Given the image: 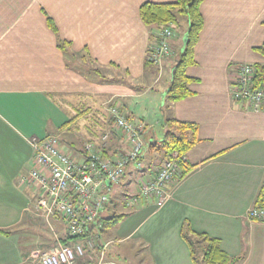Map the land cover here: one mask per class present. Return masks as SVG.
<instances>
[{"label":"crops","instance_id":"1","mask_svg":"<svg viewBox=\"0 0 264 264\" xmlns=\"http://www.w3.org/2000/svg\"><path fill=\"white\" fill-rule=\"evenodd\" d=\"M144 2L176 0H0V264H32L38 249L51 250L68 238L60 218L46 222L39 216L37 193L21 182L31 168L29 140L56 136L67 150H74L73 143L80 150L86 141L97 142L109 128L108 116L100 122L92 111L105 110L104 103L112 98L143 124L147 168L128 169L130 229L106 239L101 232L97 247L102 246L106 259L99 263L192 264L184 235L195 240L196 234H205L229 257H241L236 264H264V223L246 218L264 185V106L255 110L232 101L228 93L238 66L264 64L256 51L264 42V0L202 1L195 65L186 69L192 95L171 104L164 98L188 22L172 28L171 55L150 64L146 54L158 30L141 21ZM58 39L94 69L84 68L83 61L72 64L58 48ZM99 69L115 73L118 80L107 83ZM150 91L161 98L158 124L168 118L192 124L198 139L183 155L186 171L172 183L171 198L162 207L145 201L129 204L141 174L164 161L158 151L148 149L161 140L163 124L158 138L149 111L137 114L131 107ZM83 119L93 120L98 136L87 125L82 129L98 138H70ZM109 143L106 152L113 155L123 140ZM120 245L125 248L114 249Z\"/></svg>","mask_w":264,"mask_h":264},{"label":"built area","instance_id":"2","mask_svg":"<svg viewBox=\"0 0 264 264\" xmlns=\"http://www.w3.org/2000/svg\"><path fill=\"white\" fill-rule=\"evenodd\" d=\"M171 27L157 33L156 40L146 54V62L158 65L171 55ZM232 101H243L255 110L264 106V87L254 84V68L249 64L238 66L229 84ZM103 107L109 128L97 142L86 141L83 153L61 147L56 136L31 138L30 170L21 176V182L37 193L38 214L46 222L60 218L70 244H59L49 251H37L32 264H76L88 258V249H98L103 227L102 220L110 203L109 192L119 185L128 169L146 170V146L142 139L144 126L128 114L113 98ZM121 137L123 145L113 155H105L109 141ZM183 157L164 160L142 173L137 184L138 194L129 204L154 202L162 207L171 198V185L182 176ZM248 221L264 223V207H251L246 212Z\"/></svg>","mask_w":264,"mask_h":264},{"label":"trees","instance_id":"3","mask_svg":"<svg viewBox=\"0 0 264 264\" xmlns=\"http://www.w3.org/2000/svg\"><path fill=\"white\" fill-rule=\"evenodd\" d=\"M203 0H176L174 3L156 4L144 2L139 7V16L141 21L149 28L161 31L165 27H179L178 16H183L188 21V30L186 33V42L182 52L179 54L173 68L172 79L165 94V102L168 104L180 101L190 95L189 83L191 79L186 76V69L195 65L194 46L198 41L199 33L203 26L202 16L200 14V4ZM48 26L56 32V28L50 19H47ZM58 48L68 57L73 58L74 54L69 49L68 44L58 39ZM256 51L264 58V42L256 48ZM81 61H86L83 57ZM73 66V65H71ZM254 68V84L256 87H264V64H256ZM98 72V71H97ZM81 115L80 112H78ZM78 115L70 119L69 122L76 119ZM68 122V123H69ZM163 135L161 140L148 147L149 150H156L161 154V160H170L177 157H183L190 148L197 142V130L192 124L183 123L173 118H168L163 123ZM71 145V144H70ZM83 148V144L81 145ZM76 152L83 153V150L75 146H70ZM154 150V151H155ZM105 155L108 153L105 151ZM154 161L153 158H151ZM150 161V164H153ZM181 176L183 177L186 170H183L184 162L181 165ZM255 207H264V185L259 191ZM124 215H113L110 218L102 220V230L114 227L118 224ZM197 238L184 235L190 248L192 264H236L241 257L232 258L226 255L218 246L216 239L209 238L205 234H196ZM69 238L63 241V244H70ZM97 246V243H96ZM99 246V245H98ZM100 248L102 246H99ZM99 250V248H98Z\"/></svg>","mask_w":264,"mask_h":264},{"label":"rangeland","instance_id":"4","mask_svg":"<svg viewBox=\"0 0 264 264\" xmlns=\"http://www.w3.org/2000/svg\"><path fill=\"white\" fill-rule=\"evenodd\" d=\"M178 21H179L180 26H182V24L188 22L185 17L180 16V15L178 16ZM185 37H186V35H183V38H182L183 41H184ZM70 60H71L72 64L74 63L75 65H78L81 63L80 62L81 60L79 59V57L77 58L75 55ZM82 63H84V66H83L84 68L90 67V68L94 69V67H92L90 65H85L86 61H83ZM175 63H176V61H175ZM84 70H86V69H84ZM99 72H100V75L103 76V79L108 81L107 83L111 84V83H114L113 81L118 80V78L116 76H114L115 73L109 72L108 70L106 71L104 69H99ZM151 100L152 101L155 100L156 106L149 104ZM160 104H161L160 95L153 92V91H150L147 93V95H143L141 98L135 99L133 104L131 105V107L133 109H136L137 114L140 113V111L142 109H144V110L147 109L149 111L150 119H151L150 120L151 122H149V123H150V125H153L152 127L154 129H156V135L158 138H160L162 135V124H163V123L158 124V121L161 120V117H162V111H161L162 108L160 107ZM100 108H102V107H99L97 110H93L92 113L96 112L97 114H94V116H95L94 118H96V120L101 122V119L105 118L106 112H105V110H103V111L100 110ZM103 112H105V113H103ZM154 117H156V119ZM91 122L86 120V119H83L82 123L80 124V126H81L80 129L78 131L72 132L73 133L72 137H71V134L69 135L70 138L71 139L73 138V141L75 140V138L81 139L83 141H86L87 138H90V139L98 138L95 136H98L99 129L97 126L93 125V120ZM83 124L87 125V127L90 128L91 131H93L95 136L91 135L88 132V130L86 131L85 128L82 129ZM74 144L77 148H79L78 147L79 143H74ZM136 195H134V196H136ZM109 197L111 200L109 203L110 210L105 213V216L110 218L111 216H113V214H119V215L122 214V215H125V217L118 224H116L114 227L105 230L104 239H106L107 236H109V237H120L121 235H123L125 232H127L130 229L128 227L130 226V223L132 220L126 221V212H128V210L126 209V176L119 185H117L111 189V191L109 192ZM140 202H142V201H140ZM138 204H135V205H138ZM135 205H131V206H135ZM111 248L113 249V246ZM119 248L124 249L125 246L120 245V247H115L114 249H119ZM100 249L99 250L95 249V251L88 249L87 254H89L90 256H88V258H85L83 260L78 261L76 264H98L100 261L105 260L106 254H102L101 250L103 248L101 250ZM38 250L49 251V248H42V249H38ZM36 255H37V252H36L35 256ZM86 259H88V260L86 261ZM100 263H102V262H100Z\"/></svg>","mask_w":264,"mask_h":264},{"label":"water","instance_id":"5","mask_svg":"<svg viewBox=\"0 0 264 264\" xmlns=\"http://www.w3.org/2000/svg\"><path fill=\"white\" fill-rule=\"evenodd\" d=\"M185 42H186V37L184 38V44H185Z\"/></svg>","mask_w":264,"mask_h":264}]
</instances>
